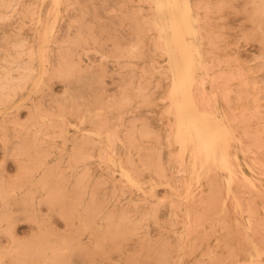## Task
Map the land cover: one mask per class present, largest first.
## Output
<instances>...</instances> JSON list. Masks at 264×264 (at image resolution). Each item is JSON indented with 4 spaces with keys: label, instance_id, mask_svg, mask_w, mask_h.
I'll list each match as a JSON object with an SVG mask.
<instances>
[{
    "label": "rangeland",
    "instance_id": "rangeland-1",
    "mask_svg": "<svg viewBox=\"0 0 264 264\" xmlns=\"http://www.w3.org/2000/svg\"><path fill=\"white\" fill-rule=\"evenodd\" d=\"M153 2L0 0V264H264V0H189L229 187L180 150Z\"/></svg>",
    "mask_w": 264,
    "mask_h": 264
},
{
    "label": "bare ground",
    "instance_id": "bare-ground-1",
    "mask_svg": "<svg viewBox=\"0 0 264 264\" xmlns=\"http://www.w3.org/2000/svg\"><path fill=\"white\" fill-rule=\"evenodd\" d=\"M153 1L155 4L154 12L156 15L154 16V26L156 27V30H158V36L163 40L165 46L164 51L166 52V56L168 55L167 59H169V63H167L168 65L170 64V98L175 110L176 138L180 145V150L186 151V149H190L192 170L195 168L196 161H200L201 159L200 166L203 167L206 165V171H209L212 168H217L221 171L223 170V172L225 171L227 173L225 181L229 187L233 177H236L235 164L232 163V158L235 159V156H233V153L231 152L232 147L230 146V142L233 141V139H230L231 125L229 127L227 124L230 121L227 122L224 120L227 122L225 123L220 118L222 115L218 117L215 113H211L212 111L201 110L197 104L193 90V84L197 76L201 74L199 70H202V68L205 69L201 61L202 54H200L201 52L199 51L201 49L195 44L200 39L199 33L201 32L198 31L199 21L195 16L196 13L194 14V10L192 9L193 6H191L189 0ZM53 2L56 3L55 5L57 6L60 0H53ZM198 43L202 44V42L199 41ZM205 71L208 72L207 69ZM234 139L236 140V138ZM240 141L238 142L240 143ZM241 151L243 150L241 149ZM234 155L236 154L234 153ZM263 173L264 172H262V174ZM124 176L129 182H133L127 174H124ZM245 180L247 183L251 185L253 184L252 181H249L250 179ZM250 243V246H254L252 242ZM254 252L255 255L260 253L257 247L254 249Z\"/></svg>",
    "mask_w": 264,
    "mask_h": 264
}]
</instances>
